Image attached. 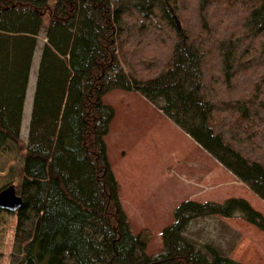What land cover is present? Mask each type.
<instances>
[{
	"label": "trees",
	"instance_id": "16d2710c",
	"mask_svg": "<svg viewBox=\"0 0 264 264\" xmlns=\"http://www.w3.org/2000/svg\"><path fill=\"white\" fill-rule=\"evenodd\" d=\"M45 16L9 264H241L184 235L207 216L264 231L240 197L182 202L147 254L108 161L103 96L138 92L264 201V158L239 148L264 137V0H0V152L19 138Z\"/></svg>",
	"mask_w": 264,
	"mask_h": 264
},
{
	"label": "rangeland",
	"instance_id": "374dc122",
	"mask_svg": "<svg viewBox=\"0 0 264 264\" xmlns=\"http://www.w3.org/2000/svg\"><path fill=\"white\" fill-rule=\"evenodd\" d=\"M54 3L55 0H49V6ZM47 23L48 16H45L31 62L19 138L8 142L0 152V190L12 184L17 194ZM235 83L241 86L245 79L239 78ZM103 101L115 111L105 144L119 200L131 231L146 243L148 255L162 251V230L172 224L174 209L187 200L221 203L240 197L264 217V201L234 175L221 178L218 185L200 176L201 160L211 168L206 152L139 93L111 90L103 96ZM248 142L239 145L244 154L264 158V137ZM213 187L217 189H209ZM15 225L16 212L0 209V264H9ZM184 235L202 251L212 246L218 254L241 264H264V231L240 216L195 218L189 222Z\"/></svg>",
	"mask_w": 264,
	"mask_h": 264
},
{
	"label": "crops",
	"instance_id": "0c3cea01",
	"mask_svg": "<svg viewBox=\"0 0 264 264\" xmlns=\"http://www.w3.org/2000/svg\"><path fill=\"white\" fill-rule=\"evenodd\" d=\"M134 92V91H132ZM138 94V92H137ZM140 97H142L143 99H145L141 94H139ZM147 100V99H145ZM148 101V100H147ZM149 102V101H148ZM150 103V102H149ZM151 104V103H150ZM152 105V104H151ZM155 107V106H154ZM156 108V107H155ZM157 109V108H156ZM159 111V113L161 115H163L164 117H166L163 112L159 109H157ZM167 118V117H166ZM173 125H175L178 129H180L176 124H174L169 118H167ZM181 130V129H180ZM182 131V130H181ZM183 132V131H182ZM186 137H188V139L190 138L191 141L195 142L188 134H186L185 132H183ZM196 143V142H195ZM196 145L198 147H200L203 151H205L199 144L196 143ZM206 152V151H205ZM206 157L207 159L209 158L210 164H211V168L208 169V166H204L203 160L200 161V165L202 167V171L200 173V176H205L206 178L210 179L212 183H214L215 185H218L220 182L221 178H227L229 177V175H233L230 171H228L225 167H223L214 157H212L208 152H206ZM214 162V164L212 163ZM206 168V171H204ZM222 175H226V176H222ZM235 177V176H234ZM211 190L217 189V187H213V188H209ZM242 222H240L241 224Z\"/></svg>",
	"mask_w": 264,
	"mask_h": 264
},
{
	"label": "water",
	"instance_id": "95a60500",
	"mask_svg": "<svg viewBox=\"0 0 264 264\" xmlns=\"http://www.w3.org/2000/svg\"><path fill=\"white\" fill-rule=\"evenodd\" d=\"M175 23L178 30H181L180 22L176 18ZM22 206V198L17 194L15 187L10 184L0 190V209L17 212Z\"/></svg>",
	"mask_w": 264,
	"mask_h": 264
},
{
	"label": "bare ground",
	"instance_id": "6f19581e",
	"mask_svg": "<svg viewBox=\"0 0 264 264\" xmlns=\"http://www.w3.org/2000/svg\"><path fill=\"white\" fill-rule=\"evenodd\" d=\"M88 1V0H87ZM194 2H196V1H194Z\"/></svg>",
	"mask_w": 264,
	"mask_h": 264
}]
</instances>
